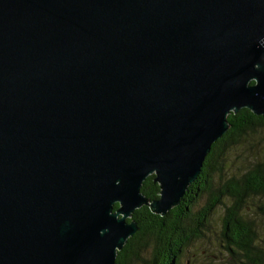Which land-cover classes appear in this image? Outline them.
Here are the masks:
<instances>
[{
	"label": "water",
	"instance_id": "water-1",
	"mask_svg": "<svg viewBox=\"0 0 264 264\" xmlns=\"http://www.w3.org/2000/svg\"><path fill=\"white\" fill-rule=\"evenodd\" d=\"M242 109L264 116V0H0V264H116Z\"/></svg>",
	"mask_w": 264,
	"mask_h": 264
},
{
	"label": "trees",
	"instance_id": "trees-1",
	"mask_svg": "<svg viewBox=\"0 0 264 264\" xmlns=\"http://www.w3.org/2000/svg\"><path fill=\"white\" fill-rule=\"evenodd\" d=\"M229 131L212 145L197 182L189 188L181 203L165 216L154 214L147 206L137 209L132 219L139 230L118 252L116 264H180L183 253L203 236V229L218 207H225L221 220V241L228 253L243 264H264V239L256 224L246 217L249 202L264 198V163H254L240 177H231L215 187L213 176L222 171V163L234 148L245 144L257 132L264 130V116L248 109L228 116ZM150 201L159 199L160 187L149 176L141 187ZM206 195V203L194 207ZM226 200L230 203L225 204ZM118 208L116 204L114 211ZM264 215V205L258 206ZM143 254L147 258H143Z\"/></svg>",
	"mask_w": 264,
	"mask_h": 264
},
{
	"label": "rangeland",
	"instance_id": "rangeland-1",
	"mask_svg": "<svg viewBox=\"0 0 264 264\" xmlns=\"http://www.w3.org/2000/svg\"><path fill=\"white\" fill-rule=\"evenodd\" d=\"M264 163V130L251 136L245 144L234 148L226 155L222 163V171H216L213 176L214 186H219L223 181L231 177H240L246 169L254 163ZM207 201V196L203 195L194 210L202 207ZM230 201L226 200L225 204ZM264 205V198H254L249 202L246 217L253 221L259 231V235L264 239V215L258 210V206ZM225 207L220 206L209 219L203 229V236L200 240L194 241L185 249L180 264H243L236 257L230 255L225 250L221 241V220ZM143 258H147L143 254ZM133 264H144L135 261Z\"/></svg>",
	"mask_w": 264,
	"mask_h": 264
}]
</instances>
